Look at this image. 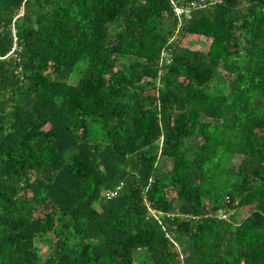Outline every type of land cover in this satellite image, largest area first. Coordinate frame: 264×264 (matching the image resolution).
Masks as SVG:
<instances>
[{"label": "trees", "instance_id": "16d2710c", "mask_svg": "<svg viewBox=\"0 0 264 264\" xmlns=\"http://www.w3.org/2000/svg\"><path fill=\"white\" fill-rule=\"evenodd\" d=\"M177 23L0 0V264H264V0Z\"/></svg>", "mask_w": 264, "mask_h": 264}, {"label": "built area", "instance_id": "2783aa9c", "mask_svg": "<svg viewBox=\"0 0 264 264\" xmlns=\"http://www.w3.org/2000/svg\"><path fill=\"white\" fill-rule=\"evenodd\" d=\"M219 1L220 0H169L172 10L178 20L177 29H179V27L181 26L184 18H190L192 11H194L195 9L205 8ZM162 56L168 57V54L162 52ZM115 194L116 193L114 190L104 191V195L108 198L114 196Z\"/></svg>", "mask_w": 264, "mask_h": 264}, {"label": "rangeland", "instance_id": "374dc122", "mask_svg": "<svg viewBox=\"0 0 264 264\" xmlns=\"http://www.w3.org/2000/svg\"><path fill=\"white\" fill-rule=\"evenodd\" d=\"M182 46H189L191 49H196L200 51H207L208 49V43L206 41H203L199 36L196 35H187L183 38L181 42ZM247 213V210L243 212V215ZM222 217H226L227 215L221 214ZM41 246V249L43 252L47 250V245L44 243H39Z\"/></svg>", "mask_w": 264, "mask_h": 264}, {"label": "water", "instance_id": "95a60500", "mask_svg": "<svg viewBox=\"0 0 264 264\" xmlns=\"http://www.w3.org/2000/svg\"><path fill=\"white\" fill-rule=\"evenodd\" d=\"M233 202V197H230V202L229 203H232Z\"/></svg>", "mask_w": 264, "mask_h": 264}]
</instances>
